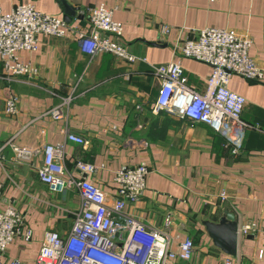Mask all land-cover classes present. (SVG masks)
<instances>
[{"label": "crops", "instance_id": "0c3cea01", "mask_svg": "<svg viewBox=\"0 0 264 264\" xmlns=\"http://www.w3.org/2000/svg\"><path fill=\"white\" fill-rule=\"evenodd\" d=\"M22 3L70 19H63L64 37L39 35L36 51L17 52L19 60L37 68L36 76H7L0 60V208L13 206L32 229L30 240L18 236L7 246L3 260L35 264L46 231L65 236L70 230L80 202L77 187L52 192L37 173L42 154L35 151L61 144L64 177L94 182L107 203L116 195L115 170L146 163L145 190L125 212L149 228H162L168 218L174 251L191 238L193 256L169 264H222L226 257L264 264L256 257L264 247V0H0V10ZM65 5L76 10L67 13ZM98 5L113 9V18L123 25L121 41L144 61L128 63L111 53L90 56L80 50L77 33L90 27L80 11ZM203 27L246 33L252 41L248 54L263 69L260 81L232 75L227 83L244 97L240 119L249 125L237 153L210 126L155 109L160 79L151 72L152 64L179 61L189 86L204 89L211 67L173 50ZM9 97L16 99L15 115L4 111ZM59 106L62 116L55 119L50 111ZM68 133L83 136L86 143L68 140ZM13 146L34 155L15 162ZM77 161L93 164L96 172L80 174ZM223 212L233 213L237 227L246 221L260 227L244 236L236 232L233 256L212 243L201 223L218 221Z\"/></svg>", "mask_w": 264, "mask_h": 264}, {"label": "built area", "instance_id": "2783aa9c", "mask_svg": "<svg viewBox=\"0 0 264 264\" xmlns=\"http://www.w3.org/2000/svg\"><path fill=\"white\" fill-rule=\"evenodd\" d=\"M80 12L86 15L90 25L87 33H77L83 53L90 56L111 53L128 63L145 60L130 52L121 41L123 25L113 18V9L98 5ZM162 30L166 33L168 27L164 26ZM66 32L67 24L63 19L43 13L30 3L18 4L6 12L0 10V60L5 74L36 76L37 68L19 60L17 52L36 51L39 35L64 37ZM251 42L246 33L203 27L195 30L191 38L174 44L173 50L180 56L206 63L211 72L204 89L199 91L189 86L179 61L150 65L151 72L160 79L155 109L210 126L225 139L229 151L237 153L243 132L249 125L240 119L244 97L229 90L227 83L232 75L250 81L261 80L263 69L248 54ZM4 111L9 115L16 114L15 97L6 99ZM50 115L61 118L62 107H54ZM67 139L81 145L86 143L83 136L71 133L67 134ZM1 149L0 160L3 158ZM12 149L15 162L34 155V151L28 149L16 146ZM62 151L61 144H44L35 151L42 154L37 169L39 180L52 192H64L76 186L80 202L65 236L51 230L44 233L35 264H169L170 260L187 261L193 256L194 244L189 237L179 243L177 251L171 248L168 218L162 228H149L125 212L145 190L149 172L146 163L121 165L115 170L116 195L111 203H107L105 192L94 182L81 178L75 183L64 177ZM75 169L82 175L96 172V166L83 161H77ZM220 197L223 199L224 195ZM262 216L264 220V210ZM259 229L258 223L246 221L236 232L244 236ZM261 230L264 232V225ZM18 236L28 241L32 229L25 225L23 215L13 206L0 208V264H22L18 259L3 260L7 246ZM256 257L264 258V247L257 250ZM222 264L241 263L224 258Z\"/></svg>", "mask_w": 264, "mask_h": 264}, {"label": "water", "instance_id": "95a60500", "mask_svg": "<svg viewBox=\"0 0 264 264\" xmlns=\"http://www.w3.org/2000/svg\"><path fill=\"white\" fill-rule=\"evenodd\" d=\"M66 12H74L76 9L65 5ZM65 21H69L70 17L67 14L63 16ZM207 235L211 238L212 243L219 248V250L228 256H233L235 252L236 243V221L231 212H223L218 221H210L204 219L201 221ZM231 259L230 257H226Z\"/></svg>", "mask_w": 264, "mask_h": 264}]
</instances>
